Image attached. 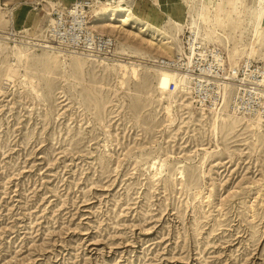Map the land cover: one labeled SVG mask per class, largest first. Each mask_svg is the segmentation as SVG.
Here are the masks:
<instances>
[{"label": "rangeland", "instance_id": "rangeland-1", "mask_svg": "<svg viewBox=\"0 0 264 264\" xmlns=\"http://www.w3.org/2000/svg\"><path fill=\"white\" fill-rule=\"evenodd\" d=\"M97 1L0 0V264H264V121L215 136L196 90L155 87L163 54L130 22L112 24L128 40L121 52L142 62L138 77L104 56L77 61L54 42L55 11L67 20L88 2L90 20ZM188 1L124 5L179 32L188 54ZM256 2L231 36L242 59ZM262 29L252 62L264 70ZM185 93L191 105L170 121L169 100Z\"/></svg>", "mask_w": 264, "mask_h": 264}, {"label": "bare ground", "instance_id": "bare-ground-1", "mask_svg": "<svg viewBox=\"0 0 264 264\" xmlns=\"http://www.w3.org/2000/svg\"><path fill=\"white\" fill-rule=\"evenodd\" d=\"M124 2L125 0H113V2L100 0L92 5L90 4V20L85 19L87 18V15L85 12L86 10L83 7L79 8L77 6V8H71L69 10H66V13L69 14V16H72V23L76 22L80 27L85 23L87 29L90 32V37L93 38L95 34L104 38L107 37V39H105V43L98 45V47L100 46V49H102V46L107 47L109 52H112V56L118 57L119 55L118 59H108H113L116 61V63L119 65V69L121 70V75L125 77L128 75V73L134 77H138L139 71L141 69L140 67H138V65H141L142 62H139V59H133L132 56L121 52V47H124V45L128 43V40L126 41V38L122 37L123 35L117 34V30L115 28L117 27L118 29L119 25L112 24V22L118 21L123 22V24L130 22L132 24V27H138L139 30L145 32V37L141 39L142 42L140 44H142L144 48L146 46L147 48L153 50L156 49L157 51L155 52L159 51L161 52V54H163V57L159 56L156 59H152V66L159 67L157 68L151 66V69L158 71L155 87L162 94L168 92L169 95H171L173 91L169 90V86L171 83H173L176 86L174 90H178L181 87L185 86L187 88L186 90L190 92L193 88V84L188 79L187 73L185 71L179 70L176 67L169 66L171 63V59L175 57V55L180 56V54H184L183 47L180 43L179 32L174 35H170L161 28H158L156 26L150 27L147 21H143L141 19V16L136 15L133 12L131 6H125ZM82 4H79V6H82ZM246 5L247 0L188 1L186 5L188 6V20L186 21V24L189 31L191 32V37L193 38L192 41L189 40L192 49L195 43L203 49L206 47L208 49L212 46L213 48L221 49L220 45H222L223 47H225L224 49L226 50V52L224 51L223 54L222 52L220 54L224 55L225 58L228 59L230 70L237 73L238 62L242 57L241 54H239L238 47L236 45L231 46V42L233 39L231 36L234 32H237L238 29H240L241 23L244 21L242 17ZM63 12L65 11L63 10ZM263 22L264 0H257L255 9L253 10V18L251 21H249L251 27H253V37L248 43V47L246 50L247 55H245L248 62V81L250 83L245 94L252 96L248 98L249 108L247 110V114L256 116L250 117L248 119L239 116L236 112L239 111L240 107H237L238 104L233 106L235 93L232 91V83L215 78L214 81L218 82V87L211 96V104H209V106L211 107L208 108L210 110V113L208 114V116L210 117L209 121L215 136L218 135L220 128H233L237 124V122H242L246 127H248L250 130H254L255 132H261L263 130L262 122L264 121V89L262 88V85L264 87V70L260 68L259 65L255 67L254 65H251L252 57L257 52V49L259 48V45L263 38ZM174 23L177 25L178 29H180L181 23L177 21H174ZM105 25L107 26L106 28ZM53 26L54 21L52 23V28L50 31L51 35L53 36L54 42L60 46L68 45V40L61 38L63 37L61 36L63 32H54L53 30L56 31V28L54 29ZM201 32L203 33V36H201ZM92 38H90V40H92ZM173 41L178 43L177 47L176 45H174ZM88 44L89 45H81L78 43L76 44L77 46L68 45V52H70V55L73 56V58H76L77 61H81L80 59L82 57V54L91 61H99L97 55L92 53L94 52L92 41H90ZM76 47L82 48L80 49ZM74 53H76V55H74ZM220 54H216L215 60L218 61V59H220ZM143 58L144 57H141V59ZM101 62H103V60H101ZM129 62L131 64H129ZM198 76H200V79L205 78L202 75ZM233 77H236V74H234ZM227 79H230V77H227ZM186 94L187 93L181 94L180 97L178 96V99L174 98L172 100H169V103L166 106V112L171 118L170 121H174V107H188L191 105L190 101H188V97L190 96L187 94V97ZM254 97L260 99V104L258 102L259 107L252 106L253 102L256 103L255 101H252ZM200 103L201 105L199 109L202 116L204 117L207 114L204 111L205 109H207V107L205 106L207 104H205L203 99L200 100Z\"/></svg>", "mask_w": 264, "mask_h": 264}, {"label": "built area", "instance_id": "built-area-1", "mask_svg": "<svg viewBox=\"0 0 264 264\" xmlns=\"http://www.w3.org/2000/svg\"><path fill=\"white\" fill-rule=\"evenodd\" d=\"M82 4V3H81ZM89 3L85 2L82 4V6H79V3H77L73 8H85ZM89 7V5H88ZM55 15L57 17L56 20H54V26L53 28H56V31L53 30L56 33L63 32L61 34L62 39H66L67 44L72 46L76 44L81 45H89L88 43L92 41V45L94 46V52L93 54L97 56H106L107 58H112L111 55L112 52H109L107 47L102 46L100 49V44L105 43V39L107 37H102L98 35H94L93 38L90 37V32L86 27V24H82L81 27L78 23H72V16H69L67 20L64 19L63 12L55 11ZM81 18V17H80ZM85 18V17H83ZM67 22V23H66ZM65 32V33H64ZM64 34V35H63ZM60 38V37H59ZM92 38V40H90ZM189 40L192 41L193 38L191 37V32L189 31V34L187 35V38L185 42L183 43L184 49L188 54H180L176 55L171 59L170 67H176L179 70L185 71L188 75V79L193 84V89L196 90L201 99H203L204 102L210 101V96L217 90L218 82H215L214 79H221L224 81H228L232 83V91L235 93V98L233 101V106L238 104L237 107H240L239 111L241 113H248L247 110L249 108L248 106V98L251 95L245 94L248 90V86L250 85L248 81V68H247V59H242L239 61V66L237 67V73L233 72L229 68V61L225 58L223 54V51L219 48H201L198 44L195 43L193 46V49L191 47V44L189 43ZM68 45H65L67 47ZM69 49V47H67ZM76 48H82V47H76ZM222 52V54H220ZM220 54V59L215 60L216 54ZM219 56V55H218ZM115 57V56H114ZM253 65V62L251 63ZM231 74V75H230ZM236 74V77H233V75ZM202 75L205 78L200 79V76ZM227 77H230V79H227ZM213 78V79H212ZM209 79V80H208ZM204 80V81H202ZM173 85V84H172ZM252 97V96H251ZM252 106L259 107L258 102L260 104V99L253 98ZM251 102V99H250Z\"/></svg>", "mask_w": 264, "mask_h": 264}]
</instances>
